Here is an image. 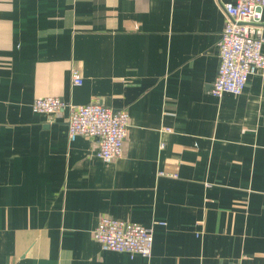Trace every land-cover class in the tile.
<instances>
[{
    "label": "crops",
    "instance_id": "0c3cea01",
    "mask_svg": "<svg viewBox=\"0 0 264 264\" xmlns=\"http://www.w3.org/2000/svg\"><path fill=\"white\" fill-rule=\"evenodd\" d=\"M225 1L0 0V264H264V69L209 91ZM54 95L127 110L122 156L32 111ZM101 216L150 257L102 250Z\"/></svg>",
    "mask_w": 264,
    "mask_h": 264
},
{
    "label": "built area",
    "instance_id": "2783aa9c",
    "mask_svg": "<svg viewBox=\"0 0 264 264\" xmlns=\"http://www.w3.org/2000/svg\"><path fill=\"white\" fill-rule=\"evenodd\" d=\"M221 6L225 24L217 43L216 76L209 88L210 93L218 98L224 93L240 95L249 76L264 69L261 22L264 0H228ZM69 78L73 85L83 83L75 68L70 69ZM64 106L69 112L67 136L70 142L77 136L96 138L99 145L96 154L103 162L122 156L129 121L127 110H114L98 102L66 104L55 95L35 98L31 108L35 113L56 115ZM93 239L102 250L125 253L130 258L137 255L149 258L153 247V228L112 216H101L93 228Z\"/></svg>",
    "mask_w": 264,
    "mask_h": 264
}]
</instances>
